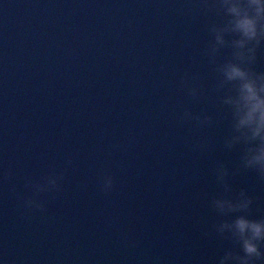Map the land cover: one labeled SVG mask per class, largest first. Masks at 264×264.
Wrapping results in <instances>:
<instances>
[{"label":"water","instance_id":"95a60500","mask_svg":"<svg viewBox=\"0 0 264 264\" xmlns=\"http://www.w3.org/2000/svg\"><path fill=\"white\" fill-rule=\"evenodd\" d=\"M224 19L204 0H0V264H219L240 251L212 227L238 215L212 209L215 169L253 196L252 218L264 180L237 171L242 145L225 147L226 90L205 54ZM54 173L60 191L27 209L26 181Z\"/></svg>","mask_w":264,"mask_h":264},{"label":"clouds","instance_id":"9594fccd","mask_svg":"<svg viewBox=\"0 0 264 264\" xmlns=\"http://www.w3.org/2000/svg\"><path fill=\"white\" fill-rule=\"evenodd\" d=\"M205 7L215 10L225 17L223 23L212 24L209 32L213 39L205 54L215 65L217 74L215 88L224 91L219 100L226 106L231 116V132L225 140V147L232 149L243 146L240 169L255 171L264 180V71H257L253 65L257 61L258 49L264 44V0H204ZM222 49H230V54L218 61ZM186 83V81H182ZM193 98L199 95L197 87H189ZM182 120H194L197 126L210 125L211 115L193 114L185 109ZM202 147V145H200ZM71 163V161H69ZM229 169L220 164L215 169L217 182L223 186L221 195L211 199L212 209L222 219L213 224L215 233L240 246V251L228 249L219 259V264H257L264 261V217L252 218L250 213L253 196L241 189L235 196L227 177ZM11 176V171L5 174ZM63 173L51 174L42 182L26 181V187L33 195L23 197L27 209H46V201L37 197L41 193L59 192ZM115 179L111 174L102 177V191L113 190ZM211 233H206L210 235Z\"/></svg>","mask_w":264,"mask_h":264}]
</instances>
